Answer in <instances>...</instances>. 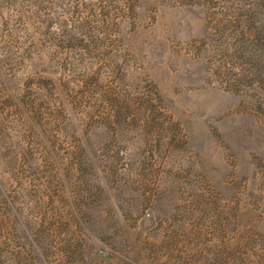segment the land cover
<instances>
[{"label": "rangeland", "instance_id": "rangeland-1", "mask_svg": "<svg viewBox=\"0 0 264 264\" xmlns=\"http://www.w3.org/2000/svg\"><path fill=\"white\" fill-rule=\"evenodd\" d=\"M0 264H264V0H0Z\"/></svg>", "mask_w": 264, "mask_h": 264}]
</instances>
